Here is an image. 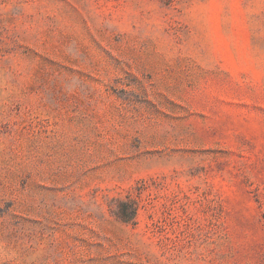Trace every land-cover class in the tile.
<instances>
[{"label":"rangeland","instance_id":"obj_1","mask_svg":"<svg viewBox=\"0 0 264 264\" xmlns=\"http://www.w3.org/2000/svg\"><path fill=\"white\" fill-rule=\"evenodd\" d=\"M0 264H264V0H0Z\"/></svg>","mask_w":264,"mask_h":264}]
</instances>
